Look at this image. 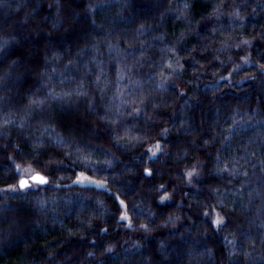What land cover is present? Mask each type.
<instances>
[{
	"label": "clouds",
	"instance_id": "9594fccd",
	"mask_svg": "<svg viewBox=\"0 0 264 264\" xmlns=\"http://www.w3.org/2000/svg\"><path fill=\"white\" fill-rule=\"evenodd\" d=\"M257 42L264 0H0V264H264Z\"/></svg>",
	"mask_w": 264,
	"mask_h": 264
},
{
	"label": "snow or ice",
	"instance_id": "6c2138e0",
	"mask_svg": "<svg viewBox=\"0 0 264 264\" xmlns=\"http://www.w3.org/2000/svg\"><path fill=\"white\" fill-rule=\"evenodd\" d=\"M245 43H247V42H245ZM242 60H243V64L255 63V61L253 59L249 58L248 56H244L242 58ZM236 70H245V69H241V66L237 65L236 66ZM229 78H231V76H229ZM58 140H59V138H58ZM60 142H62V141H60ZM157 147H159V146H157ZM17 167H19V166H17ZM22 172H23V175H22V178L20 179L21 187H26L30 183H46V182H48V177L47 176L43 175L40 172H35L30 166L27 167V168H24L22 170ZM76 181L79 182V183H82V184L94 183V184L97 185V187L104 186V182L103 181L94 179L93 177H91L90 175H88L85 172L79 173V175H77V177H76ZM123 218H127V214L126 213L124 214ZM222 219H223L222 217L217 215L216 223L219 225L221 223Z\"/></svg>",
	"mask_w": 264,
	"mask_h": 264
},
{
	"label": "trees",
	"instance_id": "16d2710c",
	"mask_svg": "<svg viewBox=\"0 0 264 264\" xmlns=\"http://www.w3.org/2000/svg\"><path fill=\"white\" fill-rule=\"evenodd\" d=\"M256 47L257 48H264V44H261L260 42H257ZM253 49H255V45H253ZM236 52H240V50L239 49L234 50V53H236ZM240 54L242 55L243 53L240 52ZM253 56H255V51H253ZM245 71H254V69H252L250 66H248V67L245 68Z\"/></svg>",
	"mask_w": 264,
	"mask_h": 264
}]
</instances>
